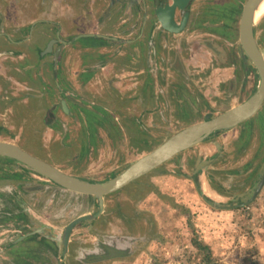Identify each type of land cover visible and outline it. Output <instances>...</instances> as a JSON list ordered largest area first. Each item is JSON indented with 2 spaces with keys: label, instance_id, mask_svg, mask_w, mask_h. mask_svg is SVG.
<instances>
[{
  "label": "rangeland",
  "instance_id": "obj_1",
  "mask_svg": "<svg viewBox=\"0 0 264 264\" xmlns=\"http://www.w3.org/2000/svg\"><path fill=\"white\" fill-rule=\"evenodd\" d=\"M81 1L77 0V3ZM207 1L198 0L195 6ZM236 3L242 6L240 1ZM72 4L73 0H41L39 7L38 0H0V19L2 26L7 23L4 27L13 32H19L22 25L28 26L36 18L46 19V24L30 29L31 32L34 28L36 32L44 27V36L30 43L35 47L41 45L40 50H43L48 29L52 30L50 34L53 33L55 22L60 23L61 38L65 41H70L78 30L71 21ZM105 4L108 5V0ZM76 12L82 18L85 16L83 8ZM238 19L239 15L231 21L222 18L220 25L227 23L228 27L225 30L220 26V36L207 33L198 38L191 37L190 40H198L202 48L197 45L185 53L189 58L183 84L182 72L180 78L179 74L169 71L170 75L165 79L169 86L161 87L157 94L142 86L141 78L130 72L120 71L117 77L113 56H106L107 62L112 64L105 70L99 68L87 83L77 82L78 71L92 70L90 64L96 61L93 60L95 53L81 52L77 56L83 58H72L70 46L64 47L59 63L63 76L60 99H65L64 92L75 98L81 107L108 112L111 121H104L103 126L94 123V130L87 122L88 115L76 108L65 114L59 107L51 56L41 60L35 56L27 58L25 68L36 72L31 78L17 70L24 62L22 58H0V73L5 78L8 73L15 77L10 86L18 100L15 104L14 100L9 101V105L0 104V119L7 120L8 133L14 143L47 157L62 171L92 181L108 180L148 152L140 148L141 144L147 146L146 140H151L155 148L186 126L204 120L206 114H220L244 102L256 91L257 71L252 69L245 74L240 65L243 54ZM100 28L106 31L94 28L90 32L114 34L120 30L108 23ZM255 32L264 53V17L256 22ZM234 36L235 44L226 40H232ZM97 41L92 40L93 43ZM113 45V52L121 48L131 51V47ZM143 60L135 58L133 65L137 66ZM4 85L7 82L0 86ZM180 87L188 90L173 91ZM21 99L30 100V105H24ZM5 101L1 99V102ZM185 102L190 106L191 114L183 119L179 116V104ZM4 105L7 111H4ZM52 106L55 107L54 129L44 123ZM20 107L28 111L26 118L30 121H26L25 126L15 118V111ZM3 111L5 116L1 115ZM260 117H255L253 136L244 146L238 139L241 127L222 131L107 196L104 212L94 222L85 221L74 228L71 253L65 264H202L204 253L193 245L194 237L209 245L213 257L223 264H264V187L251 204L230 207L233 199L250 197L264 174V130L258 122ZM262 121L264 123V117ZM198 173L200 179L195 182ZM212 184H220L226 194L218 193ZM28 185L26 202H33L37 196L40 200L55 199L54 203L50 200L47 204L59 214L55 219L58 227L54 231L61 235L73 219L98 210L96 205L90 206L87 197L52 183L45 184L43 190L33 187L34 184ZM47 218L53 220L47 216L46 221ZM105 241L113 244L117 241L115 247L121 248L124 254L89 262L88 255L99 254L100 244ZM55 260H52L53 264Z\"/></svg>",
  "mask_w": 264,
  "mask_h": 264
},
{
  "label": "flooded vegetation",
  "instance_id": "obj_2",
  "mask_svg": "<svg viewBox=\"0 0 264 264\" xmlns=\"http://www.w3.org/2000/svg\"><path fill=\"white\" fill-rule=\"evenodd\" d=\"M100 1H102V4H100ZM105 1L106 0H82L79 4V2L77 3V0H73L71 8L74 13L72 14L71 21L73 22L74 27H76V29H78L77 31L79 32L75 30L73 36L70 38V41H65L61 38L60 23L55 22L56 25L53 24V33H49L50 31H52L49 28L48 33L46 34V37H48L46 40V46L52 43L51 51L46 54H41L42 51L46 49V46L43 50H40L41 45L40 47H35V45L32 46L30 44L31 41L33 42V40H35L39 36L43 37V33H46L44 27L41 28L43 31L39 29L35 32L34 29L38 25L46 24V22H48L46 21V19L36 18L30 25H22L18 30L19 32H13L11 29H6L4 26H7V23L2 26L3 22L0 19V58H22V61L24 62H22L17 70H19L22 74L28 76V78H31L34 74H36V72L35 69L28 67L25 68V62L28 60L27 58H33L35 56V58H40L41 60L43 58L51 56V58H53L54 66L55 58L57 57L58 68L57 71L53 69L54 67L52 68V78L55 82V85L57 86H55V90L58 89V96L60 99V87L63 82V76L59 67V63L62 58L64 47L70 46V50L72 53H70V55L72 58H83L77 56L78 54H81V52L95 53V58L93 60L97 61H94V64H90L91 67L97 68L96 70L91 68L92 70L83 69L82 71L77 72L75 77V80L77 82L81 80L82 83H87V80H90L89 78L99 68H101V70H105L107 66L112 64L111 62H107V60L105 59L106 56H113L115 60V62H113V69L114 72H116L117 77H119L117 73L120 71L130 72L133 75H136V78H141V80L143 81L142 86L145 85L147 90L157 94L159 90H162L161 87H164L166 85L169 86L168 83L166 84L165 82V79H167L166 76L170 75L169 71H174L176 75L182 72L183 78L182 76H180V74L178 75V77L182 78L181 84H183V81L185 79L183 73L185 71V67L187 66L186 60H188L187 58H189V56L185 53H187L189 50L192 51V47H195L197 45L200 49L202 48V45L198 42V40H190V38L193 36L198 38L200 35L207 33L220 36L221 32L219 31L221 20L222 18L228 20V18H226L227 15L224 16V14H226L227 12L231 13V10L233 9H236V11L233 12L234 17L230 19V21L239 15V37L240 18L244 4L247 0H245L244 2H242L241 0H236L238 2L240 1L242 6H238L236 1L234 0H232V2L230 0H208L206 3L204 2L199 5L197 4V6H195V2H198V0H177V5L174 8H172V5L175 2L174 0H127L125 3L124 0H108V5L105 4ZM38 2L39 7H41V0H38ZM129 4L132 5V7L129 6ZM82 8L85 13V16L83 18L80 17L76 12L77 10L81 11ZM107 23L112 24V26L118 27L120 30L116 31L114 34L103 33L106 30H103L100 27L101 25ZM214 24L216 25L214 26L215 28L212 27ZM32 26L34 27V30L32 29V31L30 32ZM226 26L227 23H224L221 27L225 29ZM94 28H99L103 30V32H90ZM178 29L181 30L175 31ZM82 34L94 35L77 38ZM85 38H91V40H83ZM92 40L100 41L93 43ZM226 40L234 44L237 41L235 39V36L232 38V40ZM113 44H118L119 46L125 48L127 46L126 49H128V47H131V51L127 52L124 51L123 48H121V50H114L113 52V50L111 49V47L114 46ZM28 45H30V47ZM106 53L109 54L106 55ZM99 58H102V60H100ZM135 58H144L143 63L138 62L137 66L133 65ZM241 59L246 64L244 71H247L245 72V74H249L252 71L251 67L253 65L247 58L243 59V55ZM101 65L103 66L100 67ZM80 73L82 74V76ZM79 74L81 77L78 76ZM13 79H15V77L9 73L8 78H5L4 75L0 73V85L7 82V85L0 86L1 105H9V101L12 100H14V104L18 102L17 98H14L15 93L11 91V89H13V86H10L12 85L10 84V81H13ZM115 88L117 89L116 86ZM176 89L177 90L173 91L177 93H180V91L183 92L184 90H188L187 87H180V89ZM169 92H171L170 88ZM171 94H173V92H171ZM1 95L4 96L1 98ZM63 97L66 100L60 99L59 107L65 114H68L72 112V110H70V106L67 105V99H74V101H76V99L72 98V96H66L64 92ZM1 99H6V101L1 102ZM21 100L22 101L20 102H23L24 105H30L31 103L28 99ZM62 101L66 102V106H68V109L65 108L64 105H62ZM5 105L3 106V108L5 107ZM262 108L263 106L255 116L249 119L253 121V123H251V128H254L253 126L255 125V117L259 118V115L262 113ZM4 109V111H7L6 107ZM50 109L52 110L51 112L53 119L48 117V112ZM50 109L47 112L44 123L49 128L54 129L56 127V122H54L55 107L52 106ZM4 111L1 114L3 116H5ZM15 112V118L18 119L20 123L23 122L24 126L26 121H30V119L26 118L28 114L26 108L24 109L23 107H20L19 110L17 108ZM0 121V142L5 141L9 142L10 144L17 145L16 143H14L13 138L8 133L9 131L7 128V120H3L2 118L0 119ZM12 121L13 120L11 119L10 122ZM258 122L261 126V119H259ZM244 123H242L243 125L241 124L239 126H236L241 127L238 136L239 140L244 129ZM6 133L8 135H6ZM253 133H251L250 136L247 135V143L251 141ZM18 146L21 147V149L28 151L32 155L49 162V160H47V157H44L41 154L33 153L20 145ZM140 157L141 156H139L138 158ZM199 174L200 173L195 176V182L199 181ZM49 183L52 182L46 180L44 176L35 172L27 165L21 163L16 159L0 155V256H2V258L0 259V264H53L52 260L54 259H56L54 264H59L60 260L62 259V264L66 263V258L71 253V236L68 246V252L66 257H64L62 255V251L64 249L62 244L63 233L61 235L59 231H54V229L58 227L56 224L58 222L57 220L55 221V219L59 217V214L58 212H56V209H54V207L52 208L50 204H47L50 203V200L52 201V203H54L55 199L46 197L45 200H40L38 196L33 202H26L25 199V195H27L30 188L28 184H34L33 187L36 186L37 189L43 190L44 185ZM52 184H54V186L60 187L55 183ZM81 196L84 195L81 194ZM107 196H105L104 200ZM251 196L247 198L238 197L235 201L233 199L230 205L235 206L233 208L247 206L254 202V200L256 199L255 198L247 204V202L251 200ZM88 202L91 207L93 205H96L99 210L98 200L97 204H92L89 199ZM98 210L96 212H98ZM94 213L87 212L86 214ZM47 216L52 218L53 220H49L47 218L48 220L46 221L45 217ZM95 219L88 221L94 222ZM116 243L118 242L115 241V243L113 244L105 241V244H100L101 248L99 249V254L88 255V257L90 256L89 262L98 261V259H101L103 257L108 258L110 256L123 255L124 251L121 248H116Z\"/></svg>",
  "mask_w": 264,
  "mask_h": 264
},
{
  "label": "water",
  "instance_id": "obj_3",
  "mask_svg": "<svg viewBox=\"0 0 264 264\" xmlns=\"http://www.w3.org/2000/svg\"><path fill=\"white\" fill-rule=\"evenodd\" d=\"M172 8L177 5V0H174ZM262 0H247L244 4L240 23H239V43L243 59H248L258 74V86L256 91L244 102L229 108L228 110L214 115L208 113L205 119L186 126L182 130L173 134L167 140L162 142L151 151L143 154L140 158L132 162L125 170L116 176L105 181H92L79 176L68 174L50 162H47L39 157H36L28 151L21 149L18 145L10 144L9 142H0V155H4L20 161L27 165L35 172L44 176V178L60 187L82 195H90L98 200L99 210L94 214H83L73 219L67 224L63 230L62 255L66 257L70 236L73 229L80 223L92 220L100 216L105 208V196L115 193L136 180L148 175L152 171L165 165L177 155L189 150L190 148L201 144L217 133L225 130H230L242 123L248 121L255 116L264 104V53L258 45L255 34V12ZM181 29L175 30L180 31ZM91 36L94 34H82L77 38ZM52 43L45 49L43 54L50 52ZM54 70L58 68V58H55ZM247 71V70H246ZM62 105L66 106V102L62 101ZM68 109V108H67ZM52 110L48 112V117L53 119ZM5 149V150H4ZM264 187V174L257 183L256 189L251 196L254 200ZM209 204H212L206 199ZM245 205V204H244ZM235 207V206H230ZM63 259L59 264H62Z\"/></svg>",
  "mask_w": 264,
  "mask_h": 264
},
{
  "label": "trees",
  "instance_id": "obj_4",
  "mask_svg": "<svg viewBox=\"0 0 264 264\" xmlns=\"http://www.w3.org/2000/svg\"><path fill=\"white\" fill-rule=\"evenodd\" d=\"M224 11H225V9H224ZM234 11H236V9L231 10V13L227 12L228 14L226 13V14H224V16L227 15L226 18L232 19L234 17L233 16L234 15L233 14ZM238 14H239V12H238ZM85 39L86 40H91V38H85ZM240 65H241V67L243 69L246 67L245 62L243 60H241V59H240ZM251 69L255 70V68L253 66L251 67ZM54 85H55V82H54ZM67 101H68V105L70 106V110H72V109L74 110L76 108V110L78 112H80V113L83 112L84 114L89 116L87 122H88V124L90 126H93L92 127L93 130L96 128L94 126V123H97L100 126H103V124L105 125V122H107V121L110 122L111 121V120H109L111 117L109 116L108 112H106V111H102L101 109H91V108L88 109V108H85L83 106L81 107V105L77 104L76 101H74V100H72L70 98H68ZM179 107H180L179 108V111H180L179 116L181 118L185 119V118H187L189 116V114H191V112H190L191 108H190V106L187 105L186 102L185 103H180ZM263 112H264V104H263L262 113ZM260 115H259V117H260ZM263 117H264V114H262V118L260 117L261 122H262V125H261L262 130H264V123L262 121ZM251 123H253V121H251V120H249L248 122L244 123V129H243V131L241 133V137H240V141H241L242 146H244V144L247 143V141H248L247 138H246L247 135L250 136V134L253 133V128H251ZM53 126H55V125H53ZM146 141L147 142H145L146 143L145 145H147V146H143L142 144L140 145L141 151H151L153 149V143H151V140L148 139ZM151 144H152V146H150ZM121 172H119V173H121ZM119 173H117V174H119ZM117 174H114V176H116ZM212 185L216 187L214 189L217 190L218 193L225 194L226 191H225V189L222 186H220V184H218L217 186L215 184H212ZM84 196H87L89 201L92 204H97V200L95 199V197L90 196V195H84ZM192 243L199 251L204 253L203 257L201 258V263L202 264H223V263L219 262L217 259H215L213 257L211 247L209 245H207L206 243H204L201 239H198V237H194L192 239Z\"/></svg>",
  "mask_w": 264,
  "mask_h": 264
},
{
  "label": "bare ground",
  "instance_id": "obj_5",
  "mask_svg": "<svg viewBox=\"0 0 264 264\" xmlns=\"http://www.w3.org/2000/svg\"><path fill=\"white\" fill-rule=\"evenodd\" d=\"M262 17H264V0H262L256 9L255 12V21L257 22L260 20ZM14 145V144H13ZM16 146V145H15ZM5 148V147H0V149ZM5 150V149H4ZM204 188L206 190V185L204 184Z\"/></svg>",
  "mask_w": 264,
  "mask_h": 264
}]
</instances>
